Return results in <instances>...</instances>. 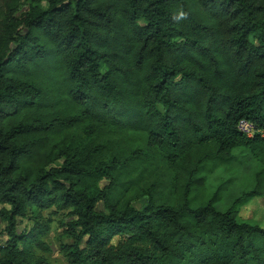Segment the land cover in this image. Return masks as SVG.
<instances>
[{"label":"trees","instance_id":"16d2710c","mask_svg":"<svg viewBox=\"0 0 264 264\" xmlns=\"http://www.w3.org/2000/svg\"><path fill=\"white\" fill-rule=\"evenodd\" d=\"M19 1L0 0V264H48L50 209L67 264H264L236 211L264 196V0ZM237 153L258 169L219 209L207 177ZM160 168L170 195L130 206Z\"/></svg>","mask_w":264,"mask_h":264},{"label":"rangeland","instance_id":"374dc122","mask_svg":"<svg viewBox=\"0 0 264 264\" xmlns=\"http://www.w3.org/2000/svg\"><path fill=\"white\" fill-rule=\"evenodd\" d=\"M44 5L42 0H20L16 8L19 13H23L27 12L31 6ZM3 12L0 8V16ZM236 157L237 160L233 164L221 167L207 177V195H212L217 192L219 187L221 188L217 205L219 209L228 208L233 197L238 196L242 190L251 186L253 174L258 169L257 164L248 154L237 153ZM105 186L106 184L102 181L98 188L101 190ZM171 191L173 190L169 172L167 169L160 168L136 187V192L130 196L129 205L141 209L142 204L146 202V197L169 196ZM97 208L98 210L103 209L101 203L97 204ZM236 211L239 222L257 225L264 229V196L248 199L244 204L238 206ZM42 215L50 220V233L43 239L49 245L50 251L47 253L37 251V256L44 258L48 264H67L58 249L61 244L70 243V240L62 234L60 225L67 218V212L50 209L42 212ZM30 227L31 223L26 220L21 221L19 225L20 230ZM3 228L4 224L0 222V233Z\"/></svg>","mask_w":264,"mask_h":264},{"label":"built area","instance_id":"2783aa9c","mask_svg":"<svg viewBox=\"0 0 264 264\" xmlns=\"http://www.w3.org/2000/svg\"><path fill=\"white\" fill-rule=\"evenodd\" d=\"M237 131L242 136L247 137V138H253L255 134L258 133L254 125L246 120H241L238 122Z\"/></svg>","mask_w":264,"mask_h":264}]
</instances>
